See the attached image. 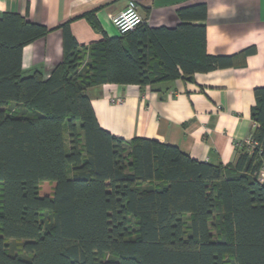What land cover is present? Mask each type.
<instances>
[{
  "label": "trees",
  "instance_id": "obj_1",
  "mask_svg": "<svg viewBox=\"0 0 264 264\" xmlns=\"http://www.w3.org/2000/svg\"><path fill=\"white\" fill-rule=\"evenodd\" d=\"M178 14L175 28L143 23L87 55L65 23L62 60L47 77L22 72L21 50L49 30L0 16V264H264V87L250 109L257 145L235 147L225 165L111 134L85 92L232 63L207 53L205 25L190 22L205 19L204 4ZM42 181H54L52 194H39Z\"/></svg>",
  "mask_w": 264,
  "mask_h": 264
},
{
  "label": "crops",
  "instance_id": "obj_2",
  "mask_svg": "<svg viewBox=\"0 0 264 264\" xmlns=\"http://www.w3.org/2000/svg\"><path fill=\"white\" fill-rule=\"evenodd\" d=\"M130 0H0V16L17 13L26 22L49 31L21 50V69L47 77L62 60L63 31L86 55L90 44L104 36L121 35L112 17ZM149 28H175L178 10L195 4L206 6L205 49L212 55L231 57L232 63L191 79L179 76L152 84L103 83L87 87L99 126L113 135L154 139L177 146L189 157L212 164L236 159L235 142L251 134L255 124L250 109L254 90L264 87V0H134ZM93 14L99 28L87 15ZM252 49L249 53H242ZM123 97V102L111 101Z\"/></svg>",
  "mask_w": 264,
  "mask_h": 264
},
{
  "label": "built area",
  "instance_id": "obj_3",
  "mask_svg": "<svg viewBox=\"0 0 264 264\" xmlns=\"http://www.w3.org/2000/svg\"><path fill=\"white\" fill-rule=\"evenodd\" d=\"M112 23L116 27L117 31L122 34L127 31H131L137 26L144 23V18L140 14V12L137 9V5L134 0H130L125 9L112 17ZM123 97H113L111 98V101L120 103L123 102ZM246 145L249 150H253L257 143L254 141L252 137V133L249 134L246 138H244L241 141L235 142V147ZM264 179V168H262L258 175V180L262 181Z\"/></svg>",
  "mask_w": 264,
  "mask_h": 264
},
{
  "label": "rangeland",
  "instance_id": "obj_4",
  "mask_svg": "<svg viewBox=\"0 0 264 264\" xmlns=\"http://www.w3.org/2000/svg\"><path fill=\"white\" fill-rule=\"evenodd\" d=\"M63 140L65 149L68 150V137L66 132V127H63ZM54 189V181H42L39 184V194H52Z\"/></svg>",
  "mask_w": 264,
  "mask_h": 264
}]
</instances>
